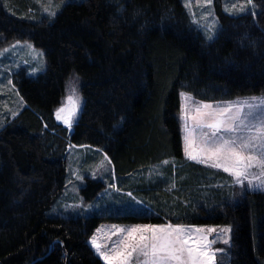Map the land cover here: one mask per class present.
<instances>
[{"label":"trees","instance_id":"1","mask_svg":"<svg viewBox=\"0 0 264 264\" xmlns=\"http://www.w3.org/2000/svg\"><path fill=\"white\" fill-rule=\"evenodd\" d=\"M253 1L255 14L238 15L215 2L220 29L211 40L182 0L71 1L53 19L34 21L22 17L26 0L4 1V40L32 42L45 69L14 74L23 105L0 128V264H105L88 244L101 222H157L172 206L195 224L231 225L228 264H264V189L245 190L222 171L188 162L178 117L182 91L214 102L264 94V0ZM73 72L85 103L70 131L54 108ZM70 145L105 153L111 191L141 194L158 216L51 215L67 185ZM87 156L82 170L98 159ZM164 160L158 175L153 167ZM103 181L86 179L85 200L102 194ZM182 186L197 190L200 202H189Z\"/></svg>","mask_w":264,"mask_h":264},{"label":"rangeland","instance_id":"2","mask_svg":"<svg viewBox=\"0 0 264 264\" xmlns=\"http://www.w3.org/2000/svg\"><path fill=\"white\" fill-rule=\"evenodd\" d=\"M8 0H0V6L4 9L3 5H6L5 2ZM71 1H81V0H26L27 8L25 9L23 16L31 20H41L42 17L47 19H53L62 9L63 7L71 2ZM183 4L191 16L194 24L202 31L203 36L206 39H214L220 29V22L215 13V2H219L222 5V9L224 12L230 15H238L246 12L256 13L257 9L255 7L253 0H182ZM45 69V58L44 52L35 47L32 42L28 40H4V33L0 31V128L2 127L3 121L6 117L15 116L17 110L23 105L22 98L18 93L14 83L13 76L15 73H20L21 71L27 73L28 75H38L42 73ZM75 88L76 96L78 99V108L75 109L74 114L73 108L71 105H67V97L71 93V89ZM185 93L184 91L182 92ZM187 93V92H186ZM185 93V94H186ZM190 94V93H188ZM249 96H264V94H256V95H245L240 97H249ZM182 109H179L178 117L181 121V126H184V111L183 108L185 104L189 100H185L182 97ZM245 99V98H244ZM243 99V100H244ZM214 102V101H210ZM85 103V98L81 90V80L80 76L73 72L66 79L64 84L63 94L59 100L58 105L54 108L55 116L57 118V110L61 107H65V111L60 115L62 119H57L63 125L68 127L71 131L74 123L77 121L83 106ZM214 103H227V101H220ZM257 106H256V105ZM255 104L247 103L246 111L249 112L248 105H252L251 111L253 114L263 116V112H260L264 109V101L257 99ZM181 108V104H180ZM64 119H68L71 121V127L64 123ZM254 121H258L256 118L249 120L252 124ZM259 127V125L257 126ZM182 130V129H181ZM245 137L257 135L256 128H252L251 131L244 130L242 133ZM241 134H236L239 136ZM257 141V140H256ZM256 141L254 143H256ZM263 148L260 145H257L254 149L246 150L243 154L249 155L254 153H261ZM251 154V155H252ZM87 155L97 156L98 159L95 161L96 163L89 170H82V167L86 165L85 159L88 157ZM253 156V155H252ZM186 158V156H185ZM187 160V158H186ZM167 160H164L160 164L155 167L154 171L162 174ZM76 162V163H75ZM67 169H68V181L66 188L62 197L60 198L61 204H54L52 210L49 212L51 215H62L65 217L68 216H88L92 214L97 215H124V214H132L137 216H154L158 213L148 204H145L142 199L143 196L139 194L141 198L134 199L132 197L131 191H122L112 189L111 191V166L108 156L105 153L97 150L92 151L87 147H80L77 145H70L67 152ZM160 170V171H159ZM240 171H244L245 169L239 168ZM247 171V179L244 177H240L242 183H237V177L229 175L232 177V184L234 183L236 186H244L245 190L248 186L252 190H260L264 187H256V185L264 182V173L260 171L259 168L254 170L246 169ZM226 173V172H224ZM104 181H103V179ZM98 179L102 180L107 186L106 189L102 190V194L94 199V201H87L84 198V193L81 192V188L86 184V179ZM160 179V177H159ZM223 179V178H222ZM251 181V185L249 184ZM118 184L121 185V179H118ZM155 190L152 192V195L156 199L157 203L160 204L162 191L159 190L157 186L154 188ZM90 188L88 192H90ZM181 192H187L184 194L186 197H190V201L192 203L200 202L199 194L197 190L191 187L186 188L182 186L180 188ZM195 190V191H193ZM178 195V194H177ZM158 196V197H156ZM180 196V195H179ZM132 200V201H131ZM136 200V201H133ZM160 200V201H159ZM187 202V200H184ZM136 202V203H135ZM139 202V203H138ZM188 202V203H189ZM131 203V204H129ZM134 203V204H133ZM186 205H197V204H186ZM166 217L168 219L159 220L157 222H146V221H138V222H114L113 220H106L101 222L96 229L92 232L90 237L88 238V244L91 246L95 255H97L101 261L105 264H115V253L112 251V242L117 240L120 235L123 234H114L113 226L116 228L130 229V228H138L141 226H167L172 225L182 226L185 229H191L192 231L186 235L184 238L190 241V244H200L207 245L211 241L215 240V243H211V246L205 249L208 252H215V258L207 261V264H228L229 254L226 253L227 247L231 241V232L232 227L230 224H195L193 221L184 218L185 216L190 215L191 213H186L184 216H179V210L175 209L174 206L171 209H166ZM208 229H215V231L209 232ZM222 229H229L228 232H222ZM200 230V231H197ZM144 234L150 235L149 232H145ZM137 237L139 233H134ZM93 237L96 238L97 244L101 245V251L105 253V256L109 257V259H105V256H101L92 245L91 240ZM224 240H227L228 243L225 244ZM121 250H123L121 248ZM204 258L202 257L201 260ZM131 264H137V261L133 257ZM200 264V261L197 262Z\"/></svg>","mask_w":264,"mask_h":264},{"label":"snow or ice","instance_id":"3","mask_svg":"<svg viewBox=\"0 0 264 264\" xmlns=\"http://www.w3.org/2000/svg\"><path fill=\"white\" fill-rule=\"evenodd\" d=\"M181 95L186 101L191 99L186 94L182 93ZM78 99L75 88H72L71 93L67 97V105H71L73 108L72 114L78 108ZM200 107L205 109L213 108L209 104H204ZM248 107L250 110L247 114H242V107H236L233 114L234 105L232 104L226 105L219 113H200V108H197L199 115L194 118L196 120L194 127L189 129L187 119L185 120L186 135L184 137V150L188 158L198 159L189 150L195 139L193 133L198 132L201 142L199 151L201 153H208L207 159H199V162L208 163L210 160L213 161L211 163L212 167H223L225 171L232 172L237 177V183L243 182L239 179L240 177L247 179L246 169L253 167L254 162L259 164L262 173H264V151L261 152L262 158L259 160L252 155H248L247 157L242 155L246 150L256 147L254 143L256 140L264 139V121L260 122L259 127L246 123V121L254 119L251 111L253 106L248 105ZM64 111L65 107L57 110V119H62L60 114ZM217 116L219 118H216ZM64 123L71 127L70 120L64 119ZM252 128H256L257 135L245 137L241 134L235 138L230 135L238 132L242 133L244 130L251 131ZM226 135L229 138L226 139ZM260 147L264 148V145ZM222 157L224 159H233L236 164L243 163L245 170L240 171L226 167L219 162ZM249 184L251 185V181H249ZM256 187H264V182L256 185ZM113 229L114 234H123L112 242V251L115 253V264H131L133 257L137 261V264H197L198 261H200V264H207V261L214 259L216 255L215 252L205 250L211 246V243H215V240L207 245H200L198 243L192 245L188 239L184 238L192 230L185 229L182 226H141L130 229L113 226ZM207 231L212 232L215 229H208ZM221 231L228 232L230 230L222 229ZM145 232H149L150 235L144 234ZM134 233H139V236L137 237ZM91 243L101 256H105V253L101 251V245L97 244L95 237H93ZM224 243L227 244L228 241L224 240ZM202 257L204 258L203 260H201ZM105 259H109V257L105 256Z\"/></svg>","mask_w":264,"mask_h":264},{"label":"crops","instance_id":"4","mask_svg":"<svg viewBox=\"0 0 264 264\" xmlns=\"http://www.w3.org/2000/svg\"><path fill=\"white\" fill-rule=\"evenodd\" d=\"M182 94V92H181ZM188 96L191 97V99L185 104L184 108H183V111H184V116H183V120H184V126H185V120L187 119V125H188V128L191 129L194 127L195 123H196V120L194 119L195 117H197L199 115V113H197V108H200V113H209V112H216V113H219L220 111L223 110V108L228 105V104H232L234 105V108H233V114L235 113V108L236 107H242L243 109V113L242 114H247L248 112L246 111L247 109V103L249 104H255V101L257 99L259 100H263L264 101V96H249V97H240V98H236V99H233L232 101H228L226 104L225 103H214V102H210V101H199V100H196L192 97L191 94H186ZM182 97V95H181ZM180 97V98H181ZM245 98V99H244ZM244 99V100H243ZM181 108L182 109V98H181ZM204 104H209V105H212L213 108L212 109H205V108H201L200 106L201 105H204ZM256 105V104H255ZM257 106V105H256ZM260 112H263V116H260L259 115H256L254 116V118H256L258 121H254L252 124L249 122V121H246V123L250 124V125H260V122L261 121H264V109H262ZM255 115V114H253ZM216 118H219V116H217ZM181 129H182V137H183V148L185 149V140H184V137L186 135V132H185V127H182L181 126ZM236 134H241V132H238V133H233V134H230L233 138L236 137ZM193 136L195 137L194 141H193V144H192V147L189 149L190 151L193 152V155H196L198 157V159H190L188 158V156L186 155L185 153V150H184V155L186 156L187 158V161L188 162H194V163H198V164H201L203 166H208V167H211L212 169H215V170H219V171H222V172H226V174H229V175H232L235 177V175L232 174V172L230 171H225L223 167H212L211 166V163L213 161H209L208 163H201L199 162V159H207L208 157V153H201L199 151V148L201 146V142H200V135L199 133H193ZM225 138H229L228 135L225 136ZM255 145H264V139L262 140H257ZM237 151H239V149H237ZM263 151H264V148H263ZM247 153V152H246ZM245 153V154H246ZM245 154H242L243 156H245ZM252 154V153H251ZM249 154V155H251ZM257 160L261 159V153H254L252 154ZM248 155H246L245 157H247ZM214 159V158H213ZM220 163L224 164L226 167L230 168V169H235V170H239V168L241 169H244V164L241 163V164H236L235 161L233 159H224L223 157L221 158V160L219 161ZM256 168H259L260 171L261 168L259 166V164H256L254 162V166L253 167H250V168H247V169H251V170H254ZM263 174V173H262ZM228 175V176H229ZM220 178V183L223 184V179L221 177H218ZM232 178V177H231ZM264 189V188H262Z\"/></svg>","mask_w":264,"mask_h":264},{"label":"bare ground","instance_id":"5","mask_svg":"<svg viewBox=\"0 0 264 264\" xmlns=\"http://www.w3.org/2000/svg\"><path fill=\"white\" fill-rule=\"evenodd\" d=\"M183 92V91H182ZM188 92V91H187ZM179 93V92H178ZM186 93V92H185ZM184 93V94H185ZM187 94V93H186ZM180 95V97H181V93L179 94ZM193 97V96H192ZM182 98V97H181ZM194 98V97H193ZM195 99V98H194ZM183 100V99H182ZM197 100V99H196ZM179 104H180V102H179ZM179 104H178V106H179ZM179 110V109H178ZM103 149V148H102ZM105 150V149H104ZM169 158V157H168ZM168 161V160H167ZM166 161V162H167ZM172 161V160H171ZM76 163V162H75ZM170 164V163H169ZM173 164V163H172ZM151 168V167H150ZM172 168V167H171ZM152 169V168H151ZM153 169H154V167H153ZM156 169V168H155ZM154 169V170H155ZM160 171V170H159ZM151 172V171H150ZM149 173V172H148ZM152 173H154V172H152ZM155 175H156V173H155ZM158 175H160V174H158ZM154 176V175H153ZM157 176V175H156ZM159 177V176H158ZM162 177V176H161ZM168 177V176H167ZM145 178V177H144ZM147 178V177H146ZM169 178V177H168ZM158 179V178H157ZM67 180V179H66ZM164 180V179H163ZM160 182H164V181H160ZM169 182V181H168ZM164 186V185H163ZM147 187V186H146ZM175 189V188H174ZM150 190V189H149ZM155 190V189H154ZM156 197H158V196H156ZM154 198V197H153ZM132 201V200H131ZM133 201H136V200H133ZM158 201V200H157ZM160 201V200H159ZM136 203V202H135ZM139 203V202H138ZM129 204H131V203H129ZM134 204V203H133ZM90 229V228H89Z\"/></svg>","mask_w":264,"mask_h":264},{"label":"water","instance_id":"6","mask_svg":"<svg viewBox=\"0 0 264 264\" xmlns=\"http://www.w3.org/2000/svg\"><path fill=\"white\" fill-rule=\"evenodd\" d=\"M28 264H30V263H28Z\"/></svg>","mask_w":264,"mask_h":264}]
</instances>
